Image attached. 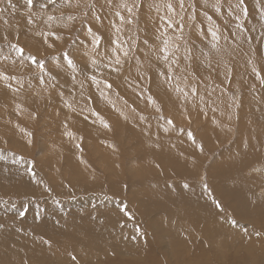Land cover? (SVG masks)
Segmentation results:
<instances>
[{
  "label": "rangeland",
  "instance_id": "1",
  "mask_svg": "<svg viewBox=\"0 0 264 264\" xmlns=\"http://www.w3.org/2000/svg\"><path fill=\"white\" fill-rule=\"evenodd\" d=\"M203 5L55 0L44 12L47 29L39 22L28 28L33 37L0 25V81L14 75L57 82L63 87L59 98L85 108L73 117L80 129L43 119V99L24 113L15 105L6 116L0 110V264H264V0ZM111 10L117 15L107 22ZM44 30L51 37L42 47ZM211 39L224 45L217 53L199 47ZM25 43L37 65L27 73L24 64L9 61L12 50L25 54ZM160 43L171 52L189 47L167 64L155 60V69L143 70L132 90L122 74L113 79L120 90L113 80L106 84L131 108L127 115L136 112L116 128L90 85L116 72L117 54L128 57L129 66L142 51L149 59ZM75 66L91 67L92 79L73 74ZM154 76L170 87H202L204 105L164 108L153 94ZM138 92L148 97L138 100ZM253 116L261 119L249 121ZM61 126L65 132L57 133ZM51 237L69 242L49 245ZM61 248H68L67 262L60 260Z\"/></svg>",
  "mask_w": 264,
  "mask_h": 264
},
{
  "label": "bare ground",
  "instance_id": "2",
  "mask_svg": "<svg viewBox=\"0 0 264 264\" xmlns=\"http://www.w3.org/2000/svg\"><path fill=\"white\" fill-rule=\"evenodd\" d=\"M55 0H6L4 6L0 9V25L6 24V26H3L1 28L6 29L9 28L11 32L14 33H21L22 35H28L29 37L33 35L31 34L30 30L28 28L35 27L37 23L39 22L44 26L45 29H47L45 26L47 24V21L44 20V12L45 10L50 6L52 2ZM217 0H203L204 5L203 7L210 8V5H213ZM123 5V3H122ZM20 8V9H19ZM208 8H204V10H207ZM212 9V8H210ZM201 12H198L197 15H200ZM206 15H211L213 13L211 12H205ZM117 15V10H111L110 12L106 13L104 19L109 22L113 19L114 16ZM62 20V17H59ZM1 32V31H0ZM3 33V32H1ZM113 33L109 34L106 38L108 41L111 40ZM42 39H39V42L41 43L42 47L47 39L51 37V30L50 31H42L41 32ZM36 39L33 38V41L31 42L32 45H35ZM214 41V42H211ZM211 41L206 44L202 43L199 47H202L201 50H204L209 53H217V49L220 46H224L221 44V42L211 39ZM216 41V42H215ZM28 43L24 44V48H22V51H25V54H21L19 52V49L12 50L9 54V61L13 62V65H25V72L27 73L33 69H36V64H34L28 56V53L26 51V46ZM187 46V45H186ZM186 46L171 52L168 50V44L167 43H160L157 45L156 53L150 54L149 59L146 58V55L143 54V51L138 56H132L130 60V65L127 66V59L128 57L124 58V55H118L117 54V70L115 73L109 74L107 77L103 78L101 82L98 80H95L90 86L95 88L101 93V103H102V114L103 116L108 120L115 124L116 128L119 127V125H122L123 123V117H133L136 115V112L133 110V112L130 115H127L128 111L131 109L130 107H126L122 103V99L120 97L111 96L108 93L106 84L115 79L118 75L122 74L124 82L127 84L129 89H133L131 86V83L134 82L135 78H140L141 72L143 70L151 71L154 70L155 67H152L153 64H155V60H163L162 64L165 62V64L171 62L170 58H172L174 55H177L179 58L180 50L184 49ZM41 47V49H42ZM189 47V45L187 46ZM99 49L97 50V52ZM96 52H92L91 54H95ZM222 54V53H219ZM167 58V59H165ZM251 59L253 61H256L257 63L260 62L256 56H251ZM264 60V59H263ZM90 63H93L94 60H90ZM161 64V65H162ZM221 64V63H220ZM135 66H137V70H134ZM241 67H245V70L248 74H251L246 67L244 66L242 60H241ZM178 71V70H175ZM154 73V72H152ZM179 73V72H177ZM242 73V71H240ZM73 74L78 75L81 79H92V68L89 66H75L73 70ZM64 78L62 76H58L57 80L62 81ZM26 81H23V79H20V77L17 76H11L6 81L1 80L0 81V110L3 112V115H7V108L11 105H15L18 109L22 108V112L24 113L26 111V108L29 106L33 107H40L41 103L40 100L43 99L42 104L47 105L48 111L45 113L46 115L40 114L43 119L46 117H49L50 119H53L57 125H61V123L65 124H72L73 117L77 116L80 117L84 113V105L81 102H70L68 98H59L62 96L60 91L63 89V87L57 83L52 82L50 84H42V83H35L31 79H25ZM114 84L118 90H120V84L116 81H114ZM151 87L153 88V94H159L161 105L164 108L167 109H189L190 107H197L204 105V101L200 99V96L202 94L203 88L196 85H188L184 83L176 84L172 87L164 84L162 80L159 78H156L154 76L153 80L151 81ZM162 85V86H158ZM49 86V87H47ZM86 87V85H83ZM158 86V87H155ZM195 86V87H194ZM71 87L76 90L77 89V82L72 80L71 81ZM231 88H234V84H230ZM47 91H50V93ZM45 94H47L45 96ZM138 100H144L148 97L147 93L144 92H138ZM55 95V96H53ZM39 96L40 99H37L36 97ZM218 99L223 100L224 102L227 101L225 95H220ZM218 99L216 100L214 104L215 110H219L221 108V104L219 103ZM144 116V114H143ZM254 118L249 119V121L252 120H259L261 119L260 116H253ZM20 120L23 121V118ZM165 123V122H164ZM13 126L18 130V135H23V128H21L20 122L15 121L12 119ZM74 126L78 129L81 128V126L77 123H73ZM158 123H154L153 126H155ZM166 126V125H165ZM62 129L60 130V127H58L57 133H64L65 128L61 126ZM155 128V127H154ZM160 128V127H159ZM30 130V129H29ZM160 130V129H159ZM166 130V127H165ZM168 132L173 131L174 133H179L178 127H168ZM31 131V130H30ZM157 131V130H156ZM29 132V131H28ZM166 132V131H165ZM260 154V153H259ZM262 154L259 155V159H262ZM261 171L264 172V167L261 168ZM1 218V217H0ZM37 235H34L40 243L43 244V241L41 240L42 234L36 233ZM66 235H72L70 233H65ZM16 239L19 241V245L21 246H27L25 241L21 239L20 237H16ZM69 242L67 238H56L51 237L49 240L50 243L55 246H62L63 244ZM50 247V246H49ZM68 248H61L60 249V260L67 262L69 257L64 253L67 251ZM70 254V253H69ZM72 255V254H71ZM22 256L21 254H15V257ZM72 257V256H71ZM70 257V258H71Z\"/></svg>",
  "mask_w": 264,
  "mask_h": 264
}]
</instances>
